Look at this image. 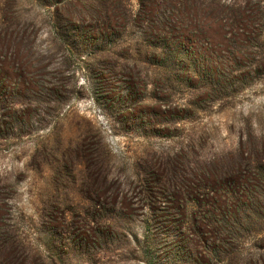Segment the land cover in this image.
<instances>
[{"label":"rangeland","instance_id":"rangeland-1","mask_svg":"<svg viewBox=\"0 0 264 264\" xmlns=\"http://www.w3.org/2000/svg\"><path fill=\"white\" fill-rule=\"evenodd\" d=\"M0 264H264V0H0Z\"/></svg>","mask_w":264,"mask_h":264}]
</instances>
